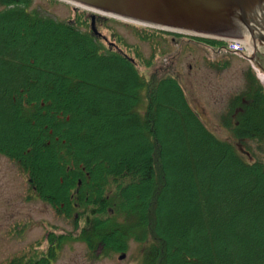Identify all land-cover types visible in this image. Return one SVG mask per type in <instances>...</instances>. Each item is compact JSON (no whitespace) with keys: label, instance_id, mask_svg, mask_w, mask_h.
I'll return each mask as SVG.
<instances>
[{"label":"trees","instance_id":"1","mask_svg":"<svg viewBox=\"0 0 264 264\" xmlns=\"http://www.w3.org/2000/svg\"><path fill=\"white\" fill-rule=\"evenodd\" d=\"M33 3L0 0V155L78 233L7 264H55L72 242L93 258L135 242L143 264H264V162L212 132L178 77L140 70L156 48L108 47L85 13L65 22ZM244 80L221 123L247 155L264 149V85L252 67Z\"/></svg>","mask_w":264,"mask_h":264},{"label":"rangeland","instance_id":"2","mask_svg":"<svg viewBox=\"0 0 264 264\" xmlns=\"http://www.w3.org/2000/svg\"><path fill=\"white\" fill-rule=\"evenodd\" d=\"M32 9L65 22L76 21L78 15L85 13L84 17L91 23L92 16H96V29L108 47L113 43L122 48L121 42H126L134 52L139 49L145 58H150L156 48V64L151 69L140 65V70L153 72L160 69L162 75L178 77L190 103L212 132L234 144L247 161L264 162V149L260 151L256 143L248 142L254 153L244 154V148L221 123V114L226 110L228 100L244 87V71L253 68L245 56L224 51L215 53L197 41L103 15L65 0H34ZM142 36L147 39L144 41ZM74 232L72 221L58 216L52 206L31 189L28 176L0 155V264L26 254H29L27 257L41 255L49 249L47 237L50 234L70 235ZM143 252L144 245L132 242L127 253L93 258L85 244L72 242L65 246L55 264H143Z\"/></svg>","mask_w":264,"mask_h":264},{"label":"water","instance_id":"3","mask_svg":"<svg viewBox=\"0 0 264 264\" xmlns=\"http://www.w3.org/2000/svg\"><path fill=\"white\" fill-rule=\"evenodd\" d=\"M65 1L114 18L215 39L235 37L237 24L243 23L254 37L257 30L264 41V33L260 30L264 24H260L252 15L255 5H262L264 0ZM92 29L101 36L95 28V16Z\"/></svg>","mask_w":264,"mask_h":264},{"label":"built area","instance_id":"4","mask_svg":"<svg viewBox=\"0 0 264 264\" xmlns=\"http://www.w3.org/2000/svg\"><path fill=\"white\" fill-rule=\"evenodd\" d=\"M227 49L232 52L243 53L246 50V46L240 41H229Z\"/></svg>","mask_w":264,"mask_h":264},{"label":"crops","instance_id":"5","mask_svg":"<svg viewBox=\"0 0 264 264\" xmlns=\"http://www.w3.org/2000/svg\"><path fill=\"white\" fill-rule=\"evenodd\" d=\"M237 27H238V32L246 33L248 31L247 28H246V26L243 23L237 24ZM261 50L264 51V49H261ZM258 66L264 72V59H262L261 61H259Z\"/></svg>","mask_w":264,"mask_h":264},{"label":"flooded vegetation","instance_id":"6","mask_svg":"<svg viewBox=\"0 0 264 264\" xmlns=\"http://www.w3.org/2000/svg\"><path fill=\"white\" fill-rule=\"evenodd\" d=\"M241 35L244 36V33L243 34L241 33ZM253 44H254V46L259 45L257 42L255 43V41H253Z\"/></svg>","mask_w":264,"mask_h":264},{"label":"bare ground","instance_id":"7","mask_svg":"<svg viewBox=\"0 0 264 264\" xmlns=\"http://www.w3.org/2000/svg\"><path fill=\"white\" fill-rule=\"evenodd\" d=\"M261 15H263V16H264V13H261ZM261 30H263V29H261ZM262 79L264 80V77H262Z\"/></svg>","mask_w":264,"mask_h":264}]
</instances>
